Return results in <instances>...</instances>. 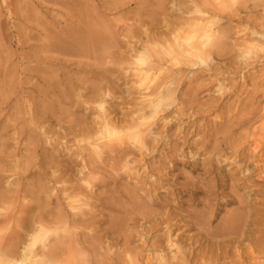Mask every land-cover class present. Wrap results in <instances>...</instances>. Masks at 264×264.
<instances>
[{
  "label": "rangeland",
  "instance_id": "374dc122",
  "mask_svg": "<svg viewBox=\"0 0 264 264\" xmlns=\"http://www.w3.org/2000/svg\"><path fill=\"white\" fill-rule=\"evenodd\" d=\"M198 1L204 5V0ZM244 2L261 10L244 7L224 17L222 27L230 40L215 49L218 62L210 74L172 72L180 101L174 117L178 123L168 128L165 142L152 158L145 161L123 148L98 162L80 143L92 136L96 124L75 99L77 90L83 89L87 99L95 101L98 89L111 86L119 97L109 110L112 118L127 121L139 106L134 81L130 85L116 67L106 69V55L117 66L126 64L145 39H160L166 29L183 27L190 18V0H0V204L14 206L11 232L23 234L30 228L37 209L61 210L64 192L56 195L54 205L49 195L53 189L50 170L59 173L57 186L71 191L86 165L87 170L102 171L105 176L95 194L96 214L87 222L94 234L109 230L105 248L90 251L99 264L113 262L109 258L123 244L124 234L111 233L115 231L110 228L116 219L125 222L129 213L124 208L130 206L158 215L175 213L173 228L183 240L202 231L197 219L204 228L215 230L226 221H237L246 207L242 227L264 237V221L257 219V214L264 217V173L256 169L264 168V162H245L238 155L249 153L255 140L262 144L259 152H264V63L243 70L235 63L234 53L241 39L247 38L241 32L243 26L264 25V0ZM213 9L217 11L215 4H209L207 10L216 12ZM165 61L169 70L172 62L167 56ZM221 78L232 89L223 97L213 94ZM33 118L48 125L56 137L50 148L32 127ZM58 124L63 127L57 128ZM127 161L133 169L121 175L119 170ZM135 171H139L138 181ZM11 177H15L13 183L6 186ZM2 219L0 224H6ZM137 231L127 229L126 237L133 243L139 237ZM157 234L144 232L151 239ZM111 240L117 243L112 245ZM90 245L85 243L91 250ZM245 245L240 244L236 253L248 250ZM231 256L213 263L234 264ZM199 261L212 264L208 256Z\"/></svg>",
  "mask_w": 264,
  "mask_h": 264
},
{
  "label": "clouds",
  "instance_id": "9594fccd",
  "mask_svg": "<svg viewBox=\"0 0 264 264\" xmlns=\"http://www.w3.org/2000/svg\"><path fill=\"white\" fill-rule=\"evenodd\" d=\"M252 7L254 11L261 9L253 4H245L244 0H215L216 12L207 10L208 5H201L197 0H190V17L196 19L195 25H184L170 32L167 38H161L151 43L147 48L141 45L132 55L130 62L115 65L106 55L104 67H116L122 76L129 78L134 91L138 94L135 107L129 116V123L121 127L116 123L110 113L112 104L119 102V97L111 86L97 90L98 98L89 101L83 89H78L75 99L79 101L85 112L95 121L96 131L91 138L85 137L80 143L88 148L96 160L102 161L108 149L130 150L129 155L137 158L143 157L145 161L152 158L155 150L165 142L167 130L178 123L174 117L178 116L180 101L176 91L177 82L171 76L172 72L183 70L190 74L201 71L210 74L218 62L214 55L215 49L230 40V34L223 29L224 17L241 8ZM168 29H166L167 31ZM241 32L247 36L246 40L234 48L235 63L243 70L264 63V25L252 27L245 25ZM163 51L167 59L172 60L169 72L164 73L153 82L154 77L160 72L153 65L159 63V57L147 56L146 52ZM172 54L179 56L174 59ZM143 73V75H141ZM151 86V87H150ZM155 89V92L152 89ZM128 89H125L127 95ZM232 91L226 80L221 78L215 83L213 94L223 97ZM44 140L46 147H51L56 137L49 133L48 125L39 124L35 118L31 122ZM63 126L57 125V128ZM124 161H121L123 165ZM131 164V161L128 162ZM121 175H127L129 169L120 168ZM58 171H49L53 189L49 195L55 205L56 195L64 192L61 198V210L52 213H33L30 228L25 231L24 239L15 251L4 246V241L11 234L13 225L0 224V264H99L93 253L84 246H77L76 241L84 233L94 234V230L87 227V222L96 214L95 194L98 185L105 179L104 173L87 169L79 173L80 180L77 190L71 195L63 185L57 186ZM15 177L7 180L6 186L13 183ZM12 204H0V219L8 216L13 211ZM175 247L169 249L167 238L162 249L153 254L154 259L163 255L157 264H184L189 251L178 238H174ZM71 245V258L66 255ZM132 256L125 255V259ZM175 257V259H173ZM129 264H135L129 260Z\"/></svg>",
  "mask_w": 264,
  "mask_h": 264
},
{
  "label": "bare ground",
  "instance_id": "6f19581e",
  "mask_svg": "<svg viewBox=\"0 0 264 264\" xmlns=\"http://www.w3.org/2000/svg\"><path fill=\"white\" fill-rule=\"evenodd\" d=\"M9 2H12V1H9ZM200 2H201V0H200ZM198 3H199V1H198ZM211 3L215 4V0H204V5H209ZM214 11H216V10H214ZM181 24H182V22H181ZM195 24H196V19L190 17V18L186 19V21L183 22L182 25H195ZM175 29H176V27H174L173 29L170 28V30H168L167 32L165 31L163 33H161L162 31L160 30L161 31L160 33L162 36V37L160 36V39L149 37L148 39H145L144 42L139 43L140 45H138V47L136 49H138L141 45H144L145 48H147L151 43H153L157 40H161V38H167L170 35V32L175 31ZM154 35H156L158 37L157 33ZM246 39L247 38L245 37L244 39H241V40H246ZM161 42H163V41L161 40ZM234 44H235V42H234ZM217 48H219V46ZM135 50L131 53V55H130L131 58H132V55L135 52ZM145 54H147V52ZM147 56H149V57L156 56V57L160 58L159 63H156L153 65L154 69L155 68L160 69V72L154 77V79L157 80V78L159 79L161 75L169 72V70H167L168 67H167V64L165 61L166 56H168L167 53H164L163 51L156 52L155 50H153L151 52H148ZM172 56L174 59L180 58L176 54H172ZM170 61L173 62L172 60H170ZM128 62H130V60H128L127 63ZM141 75H143V73H141ZM173 75L174 74L171 73L172 77H173ZM178 77H180V76H178ZM176 79H177V77H176ZM152 91L155 92V89L153 88ZM114 121L116 123H118L121 127H125L129 123V118L125 122L120 121V120L119 121L114 120ZM95 131H96V127L94 128L93 133ZM93 133H92V135H93ZM90 137L91 136H89V138ZM261 139H262L261 142H264V138H261ZM260 145H262V144L258 143V141L255 140L254 145H251L250 148H248L249 153L242 152L241 154L239 153L238 155L241 156L242 161H245V162L248 160H252L254 162H260V161L264 162V152H259L260 151L259 149L261 148ZM120 150L121 149H113L110 147L108 149L107 153L117 152ZM90 153L92 155H94L91 151H90ZM239 159H240V157H239ZM135 161H138V160H135ZM128 162L129 161H127L126 164H124V167L126 169H129V170L133 169V167L128 165L129 164ZM85 163L88 165V160H86ZM85 163H83V164H85ZM147 166H149V165H147ZM86 168L87 167L85 165V169ZM246 168L247 167H245V169ZM256 169L259 170L258 173L260 175L262 173H264V168L261 169L260 167H258ZM91 170L89 168L88 171L91 172ZM144 171H145V169H144ZM149 171L150 170H148V173H149ZM243 171H244V169H243ZM243 171L241 169V172H243ZM134 174L136 175V180L138 181L140 179L139 171H135ZM148 176H152V174H150ZM241 178H240V180H241ZM77 179H78V177H77ZM245 184H246V182H245ZM151 185H153V184H151ZM151 187H153V186H151ZM75 189H77V185L72 186V189H71V191H68V194L71 195V192L73 193V191H75ZM66 190H68V189H66ZM124 209L127 213H129V216L127 217L125 222L123 221V219L114 220L110 229L112 231H115V232H111V231L110 232L116 233V231H117L119 233H123L125 236V240H124L123 244L119 245L118 250L116 252H114L113 255L109 258L110 260L112 259L113 262L109 263V261H108V264H129V260H134L135 264H157V260H162L163 255L161 254L154 259L153 254L156 253L158 249L163 248L166 238H167V245H168L169 249L174 248L176 246L175 242H174V238H178L179 242L181 244H183L186 249H188L189 255H188L187 261L184 262V264H194V263L201 264L199 259H200V257L202 258L204 256H208L209 263L214 264L213 262H219V260H221V259L224 260L225 258H227V256H231V255L235 257V259L233 260L234 264H244V262L246 264H264V260H262V258H264V237L261 238V237L257 236L255 234V232L249 231V229L247 230V229H244L242 227V222L244 220V213L248 210V208H246V207H242L243 213H241V214H243V215H240L238 217L237 221H226L221 227H219L215 230H209V229L204 228L203 221H201V219H197L198 221L196 224L199 228L202 229V231L196 235H190L189 234L184 240L181 239V237H179L177 235V233L175 232V229L173 228V226L176 224L175 223L176 221L174 222V219L177 216L175 213H173V212L171 213V212L167 211V212H164V213H161L158 215V213H156V212L154 213V211L145 212L144 210H141V208L135 209L133 206H130V208H124ZM247 214H249V213H247ZM154 215H156V216H154ZM257 215H258L257 216L258 221H260V222L264 221V217H261L260 214H257ZM248 217H251V215L247 216V220H248ZM3 218H4L6 224L11 223L10 222L11 221L10 215L5 216ZM25 219H26V217H25ZM2 220H0V221H2ZM17 223H18V221H17ZM23 223H24V221H23ZM28 224L30 225V221ZM18 225L20 226V222ZM23 225L21 224L22 227H23ZM29 225H28V227H29ZM129 228H133V229L136 228L138 230L137 232L139 234V237L137 240H134L135 243H133V241L131 239L126 237L127 236V229H129ZM247 228H248V225H247ZM18 230L20 231V229H18ZM21 230H23V228ZM151 231H157L158 232V234L156 235V238H153V239L148 238L147 235ZM24 232L25 231L23 230V234H24ZM144 232L147 234L146 236H144ZM23 234L18 233V232H11V234L6 237V239L4 241V246L7 247L9 250L15 251L21 243V237ZM106 234H109V230H108V232L106 230L99 235L96 233L91 234V236H89V237H87V235H82L76 241L77 246L78 247L79 246L86 247L85 243L89 242L92 244V245H90V246H92V249L90 250V248H89L88 249L89 251L93 252V251H96V249H104L105 247L103 246V244L105 242L104 239H105ZM163 235H164V241L160 240V239H163L162 238ZM211 235H224V236H229V238L226 240H223V241L212 240L209 237ZM111 242L110 243L112 245L117 243V242L114 243L112 240H111ZM244 243H246V245L249 246V249L248 250L246 249V251L244 250V252L243 251L238 252V254H237L236 251H238L239 245L244 244ZM230 251H232V252L230 253ZM97 252L94 254H97ZM71 253H72V248H71V245H69L67 252H66V255L68 258H71ZM127 253L132 254V256H130L128 258V260L125 259V255ZM173 259H175V257H173ZM226 263H228L227 260H226Z\"/></svg>",
  "mask_w": 264,
  "mask_h": 264
}]
</instances>
